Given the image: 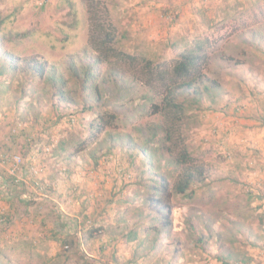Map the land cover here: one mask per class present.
Here are the masks:
<instances>
[{"label": "rangeland", "instance_id": "rangeland-1", "mask_svg": "<svg viewBox=\"0 0 264 264\" xmlns=\"http://www.w3.org/2000/svg\"><path fill=\"white\" fill-rule=\"evenodd\" d=\"M258 1L0 0V67L3 52L20 61L0 73V264H264V39H251L253 30L264 38ZM97 20L130 54L156 63L195 41L234 58H212L204 72L222 93L188 111L177 134L208 169L199 190L174 191L178 171L162 135L153 155L130 148L163 122L150 111L157 91L123 71L138 62L97 61ZM88 54L104 73L116 65L132 86L110 100L117 120L69 103L56 108L47 79L21 65L36 56L68 76L67 63ZM155 170L171 181L163 194L148 180ZM153 196L169 210L148 202Z\"/></svg>", "mask_w": 264, "mask_h": 264}, {"label": "trees", "instance_id": "trees-1", "mask_svg": "<svg viewBox=\"0 0 264 264\" xmlns=\"http://www.w3.org/2000/svg\"><path fill=\"white\" fill-rule=\"evenodd\" d=\"M70 13L72 15L75 14L73 8H71ZM263 19L264 4L256 15L254 22L258 24ZM238 28L239 26H237ZM92 31V43H94L95 51L98 53L96 58L100 64L106 60L110 62L109 59L111 58L115 59L119 57H123L122 61L128 59V63L138 62V67H124L123 71H130L135 75L138 82L147 85L151 90L157 91L159 103L155 100H150V111L152 114L160 116V120L162 119L163 122L152 125L153 136L151 138L137 139V142H132L130 148L137 150L142 156H145V153L153 155L150 144L152 142H159L160 140H156L155 137L157 138L159 135H162L161 137L164 142L172 143V145L167 146V150L172 158L173 165L178 171L176 176L171 177L174 179L172 185L174 191L178 194H185L189 191L193 193L199 190L195 188L202 186L203 180L207 177L208 169L204 163L200 164L192 156L191 151H189L183 141L177 140V134L182 129L185 116L188 118V111L200 107L202 99L206 95L211 96L222 93L220 81L204 72V69L209 66L212 58L218 56L219 60L225 59L229 61L234 58L225 54L224 51L223 55H219L216 48L210 47L209 44L203 41H195L192 45L178 53L176 57L162 63H156L150 58L147 59L130 54L129 49H125L124 46L120 45L121 39L119 38V33L108 30L106 24H99L98 22ZM225 38L223 37L224 41H221V46L229 41L225 40ZM251 39L255 41L257 39L263 40L264 38H260L258 33L253 30ZM117 43L118 46L116 47ZM209 48H212V50ZM2 58L4 64L0 67V73L6 72L7 66L10 70L14 71L18 67L15 63H20L19 58L9 52H3ZM30 58L22 60V67L34 78L47 79L49 91H51L53 97L57 98L58 101L54 105L56 108L67 107L66 104L69 103L71 106L76 107L75 109L80 107L79 109L82 112H92L95 109H99L110 113L111 118H108L110 121L118 119V114H115L113 110L108 108L111 106L110 100L112 97L120 98V91H130L132 86L128 85L127 81H122L116 65H113L109 68L108 72L104 73L101 68L95 67V62L91 60L94 57H89L88 54L82 62L71 60L67 63L66 69L69 75L66 76L57 67L50 66L46 61L37 59L36 56ZM236 62L238 64L242 63L240 60ZM122 95H125V93H122ZM141 109L144 110V106ZM72 113L75 115L74 112ZM92 126L93 128H98V126ZM113 126L112 123L109 124L108 122H104L103 124L104 129ZM70 142L74 143L73 139ZM178 146L181 148H178ZM155 171L157 173L152 174L148 180L155 185L152 188L155 195L158 193L163 194L170 189L171 181L168 183L167 177L160 170ZM161 198L153 196L148 202L161 206L158 208L160 211H168L169 206ZM23 201L26 202L25 200ZM27 202L32 203L30 200H27ZM11 217L12 215H10L9 219ZM59 221V219H52V224L59 226L61 225ZM166 226L167 224L162 225L163 231ZM155 232V239L158 241L160 238L159 226L156 227ZM196 237L199 238L198 243L204 246L206 242H203L202 239L205 235L203 236L201 232L197 233ZM70 244L71 242L68 241L65 245L69 246Z\"/></svg>", "mask_w": 264, "mask_h": 264}, {"label": "built area", "instance_id": "built-area-1", "mask_svg": "<svg viewBox=\"0 0 264 264\" xmlns=\"http://www.w3.org/2000/svg\"><path fill=\"white\" fill-rule=\"evenodd\" d=\"M263 210H264V200H263V204H262Z\"/></svg>", "mask_w": 264, "mask_h": 264}, {"label": "crops", "instance_id": "crops-1", "mask_svg": "<svg viewBox=\"0 0 264 264\" xmlns=\"http://www.w3.org/2000/svg\"><path fill=\"white\" fill-rule=\"evenodd\" d=\"M49 189H50V187H49Z\"/></svg>", "mask_w": 264, "mask_h": 264}]
</instances>
